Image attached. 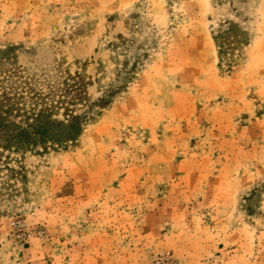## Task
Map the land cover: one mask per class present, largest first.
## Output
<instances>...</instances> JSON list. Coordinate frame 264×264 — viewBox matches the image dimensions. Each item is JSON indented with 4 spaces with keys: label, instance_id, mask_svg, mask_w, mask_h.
<instances>
[{
    "label": "rangeland",
    "instance_id": "obj_1",
    "mask_svg": "<svg viewBox=\"0 0 264 264\" xmlns=\"http://www.w3.org/2000/svg\"><path fill=\"white\" fill-rule=\"evenodd\" d=\"M168 261L264 264V0H0V264Z\"/></svg>",
    "mask_w": 264,
    "mask_h": 264
},
{
    "label": "trees",
    "instance_id": "obj_2",
    "mask_svg": "<svg viewBox=\"0 0 264 264\" xmlns=\"http://www.w3.org/2000/svg\"><path fill=\"white\" fill-rule=\"evenodd\" d=\"M31 127V126H29ZM59 128V127H58ZM73 128V127H71ZM79 129H77L78 131ZM60 131L59 133H54V134H50V132H52V129H49L48 126H46L43 130H42V133L41 135H47V137H49L51 140H54L56 142H60L61 139L63 138V136L66 134L64 131H62L60 128L59 130ZM31 136H28V138L26 139V141L24 142V145L26 146V148H33V147H36L38 145H42V144H45L46 143V139H40L38 142H37V139L35 138L36 136V133H31L30 134ZM35 138V139H34ZM16 143V142H15ZM16 146H19V144Z\"/></svg>",
    "mask_w": 264,
    "mask_h": 264
},
{
    "label": "built area",
    "instance_id": "obj_3",
    "mask_svg": "<svg viewBox=\"0 0 264 264\" xmlns=\"http://www.w3.org/2000/svg\"><path fill=\"white\" fill-rule=\"evenodd\" d=\"M165 264H177V263H175V262H173V261H168V262L165 263Z\"/></svg>",
    "mask_w": 264,
    "mask_h": 264
}]
</instances>
